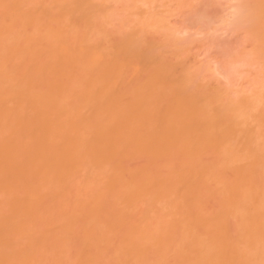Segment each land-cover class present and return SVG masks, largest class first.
<instances>
[{"label": "bare ground", "instance_id": "6f19581e", "mask_svg": "<svg viewBox=\"0 0 264 264\" xmlns=\"http://www.w3.org/2000/svg\"><path fill=\"white\" fill-rule=\"evenodd\" d=\"M32 5L0 23V264H264V101L223 111L164 66L128 93L82 0Z\"/></svg>", "mask_w": 264, "mask_h": 264}, {"label": "rangeland", "instance_id": "374dc122", "mask_svg": "<svg viewBox=\"0 0 264 264\" xmlns=\"http://www.w3.org/2000/svg\"><path fill=\"white\" fill-rule=\"evenodd\" d=\"M10 1L0 0V23L13 17V14L7 13L6 8ZM54 1L34 0V5L29 9L35 16L42 18L40 13L55 7ZM64 1L68 3V0ZM263 2L264 0H82L81 9L75 13L74 18H71V22L73 26H79L86 31L89 41L95 42H91L93 46L97 43L103 57H106L105 50H107L106 53L111 52L106 57L108 61H111L110 57L124 60V64L117 67L119 71L114 69L122 77L115 82L117 88L125 87L127 90L131 87L133 89L135 80L134 88H137L140 82V84L143 81L147 82L145 79L148 80L147 78L152 75L149 73L152 72V68L164 69L162 68L164 66L173 73L169 72V76L172 80L176 78L174 82H180V86L184 83L181 88L184 87L185 90L186 87V91L190 90V93L194 91L196 97L199 92L202 93L199 94V98L200 96L202 98V100L199 99L200 101L206 102L205 98L208 101L212 99L214 102L210 101L211 105L217 107L222 105L224 111L232 104L231 101L235 104L239 101L244 102L250 97H257L264 101V12L261 11ZM86 26H89L88 30L85 29ZM125 46L137 48L140 53L137 54L141 57L136 55L132 57ZM118 47L124 48L125 51L119 50ZM128 58L132 60L129 63L132 65L134 61L135 65L126 64ZM123 70L128 74L127 81L123 79L126 75ZM122 72L123 75H121ZM122 81L123 85L120 84ZM132 89L127 90L128 93ZM162 90L160 89V92ZM139 91L142 90L139 89ZM157 91L160 93L158 89L152 92L159 97L162 96V99H165L164 102L166 98L169 99V95H172L168 89H166L168 93L165 89L162 91L164 95L167 94V97L161 95L162 92L158 95ZM152 92L151 95H153ZM144 93L146 95V92H143V95ZM148 93L146 96H150ZM149 96L143 101L144 105L146 102L161 103V98L157 97L160 100L157 102L153 99H156V96L153 98L150 96L152 101L148 99ZM148 103L144 110L150 108L151 105ZM149 110L147 112H150ZM140 115H145L144 118L147 119L145 111ZM149 116L154 118L150 113ZM210 153H207L205 157L202 153L204 161ZM211 157L213 156H208L206 159L210 161ZM141 158H135L132 162L138 166L140 161L144 160ZM147 160L146 158L140 165ZM149 160L150 164L151 160ZM158 160L153 159V162ZM162 162L158 163L159 166L161 164L165 166ZM178 163L179 161L176 163L177 166ZM133 165L132 167H136ZM157 165L154 164L153 169L155 166L158 168ZM147 167L149 168V165ZM162 168L158 169L162 170ZM210 204L211 207L213 203Z\"/></svg>", "mask_w": 264, "mask_h": 264}]
</instances>
